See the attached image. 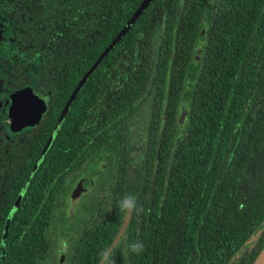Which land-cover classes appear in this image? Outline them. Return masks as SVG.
I'll return each mask as SVG.
<instances>
[{
  "label": "trees",
  "instance_id": "obj_1",
  "mask_svg": "<svg viewBox=\"0 0 264 264\" xmlns=\"http://www.w3.org/2000/svg\"><path fill=\"white\" fill-rule=\"evenodd\" d=\"M141 1L14 0L13 17L2 21L3 31L38 63L49 88L53 80L61 85L64 97L88 59L94 60ZM178 6L179 0H151L121 40L125 58L136 61L138 33L142 61L151 49L154 57L159 54L163 72L168 49V126L149 136V168L143 170L151 191L137 198L143 212L132 215L124 242L103 264H252L264 246V225L249 240L264 223V0H183L179 11ZM152 15L168 16V28L165 19L153 27ZM202 29L205 47L194 59L192 43ZM89 36L92 46L86 44ZM138 81L133 74L126 80L125 109L131 110L142 89ZM82 97L57 138L64 142L62 160L85 158L78 152L84 136L79 122L86 117ZM182 105L187 106V121L178 131L175 119ZM56 142L46 159L56 157ZM48 167L42 164L36 172L11 219L3 264L49 262L43 233L54 221L60 235L71 229L64 197L59 213L51 207L53 199L36 197ZM6 184L2 189L0 183V238L20 182ZM110 217L104 230L71 233L64 264L98 263L117 231L120 210ZM135 242L144 245L139 253L131 251Z\"/></svg>",
  "mask_w": 264,
  "mask_h": 264
},
{
  "label": "flooded vegetation",
  "instance_id": "obj_2",
  "mask_svg": "<svg viewBox=\"0 0 264 264\" xmlns=\"http://www.w3.org/2000/svg\"><path fill=\"white\" fill-rule=\"evenodd\" d=\"M12 1L14 2V0H0V183L4 189L7 186L6 183L20 182L18 196L38 156L53 134L20 203L42 164L49 166L40 176L38 183L41 194L36 197L43 196L53 199L51 207L58 213L62 205L61 197H64L67 204L66 221L72 230L69 229L60 235L61 228L55 221V223L52 222L51 228L46 229L43 235L49 243V254L46 256L49 262L45 264H64L67 257L66 244L70 240L71 233L78 236L85 229L92 231L101 227L104 230L108 228L110 216L120 210V222L115 237L126 214L120 208L121 199L126 194L145 198L147 189L151 191V188L147 187L148 177L143 166L149 168L146 162L151 145L149 136L153 135L152 132H160L168 126V66L172 60L168 59L167 49L165 72L160 69L163 68V63L158 60L159 54L154 57L151 49L149 57L142 61L139 56L141 42L138 33L134 40L137 60H128L121 46L122 37L83 81L59 123L57 131L54 132L77 85L111 39L117 35L118 30L106 42L94 60L93 57L88 59L84 73L76 80L68 94L61 97V85L53 80L54 86L49 88V82L42 78L43 72L38 63L25 56L23 47L15 42L12 34L9 35L3 31L2 21L13 17ZM3 10H5L4 14H2ZM109 18L111 16L104 17V19ZM149 18L155 28L157 26L154 24L155 21L158 23V20H167L168 28V16L152 15ZM204 34L205 30L202 29L192 43L194 59L198 58L194 55L198 56L203 52ZM87 42L86 44L93 45L90 36ZM152 43L150 41L149 44ZM131 74L135 80H142L138 81L142 84V89L137 93L135 101L130 106L131 110H129V108H124L123 97L126 80ZM164 75L166 78L162 79ZM161 81L165 84L164 88ZM80 95L83 96L82 100L85 102L86 117L79 122L80 127L84 126V136L78 142V152H84L85 158L62 160L59 158V150L64 142L60 143L57 138ZM187 114V106L182 105L175 119L178 131L185 126ZM124 116L128 117L127 120ZM55 142L57 144L56 157L53 160L46 159V155ZM151 167L155 168L153 164ZM153 177V174H150L151 180ZM150 185L153 186L152 183ZM161 201L163 202V198ZM152 203L153 201L148 203V209ZM143 209L144 205L142 206L139 202L136 209L130 212L129 220L117 244L103 263L119 243L124 242L125 239L122 237H124L132 215H141ZM141 218L139 216V219ZM122 251L123 254L126 253L125 248ZM126 259L127 256L124 254L122 261L126 262Z\"/></svg>",
  "mask_w": 264,
  "mask_h": 264
},
{
  "label": "water",
  "instance_id": "obj_3",
  "mask_svg": "<svg viewBox=\"0 0 264 264\" xmlns=\"http://www.w3.org/2000/svg\"><path fill=\"white\" fill-rule=\"evenodd\" d=\"M151 0H142L140 2V4L138 5V7L135 9V11L132 13V15L130 16V18L125 22V24L122 26V28L118 31L117 35L110 41V43L105 47V49L102 51V53L98 56V58L96 59V61L94 62L93 66L89 69V71L85 74L84 78L79 82V84L77 85L76 89H75V92L72 94V96L70 97L68 103L66 104L61 116H60V119L57 123V126L54 128V132L57 131L58 129V126L60 125L59 123L61 122V120L63 119L67 109H68V106L70 104V102L72 101L73 97L75 96V93L76 91L79 89V87L82 85L83 81L88 77V75H90L91 72H93L96 67L100 64V62L104 59V57L109 53V51L114 47V45L126 34V32L132 27V25L135 23V21L137 20V18L141 15V13L144 11V9L148 6V4L150 3ZM182 3H183V0H179V6H178V11L181 9L182 7ZM199 52V50H198ZM197 52V53H198ZM53 132V133H54ZM53 137V134H51L49 140L47 141L44 149L42 150V152L40 153V155L38 156L35 164L33 165L29 175L27 176L22 188H21V191L19 192L13 206L11 207L10 211L8 212L6 218H5V221H4V225H3V229H2V232H1V238H0V264H3L4 263V255H5V250H6V242H7V235H8V230H9V227H10V222H11V219L13 217V214L15 212V210L17 209L19 203H20V200L21 198L23 197V194L26 190V187L34 173V171L36 170L40 160L42 159L45 151H46V148L47 146L49 145L51 139ZM130 212L131 211H128L126 212L125 214V217L123 219V223L121 224V227L120 229L118 230L116 236L114 237L112 243L109 245V247L107 248L106 252L103 254L99 264H102L104 259L106 258V256L110 253V251L113 249V247L117 244L118 242V238L120 236V234L122 233L125 225L127 224L128 220H129V217H130ZM263 225L264 223L258 227L254 233L252 234V236L249 238L250 241L254 240L258 234L260 233V231L262 230L263 228ZM252 264H264V246L263 248L260 250V252L258 253V255L256 256V258L254 259L253 263Z\"/></svg>",
  "mask_w": 264,
  "mask_h": 264
},
{
  "label": "clouds",
  "instance_id": "obj_4",
  "mask_svg": "<svg viewBox=\"0 0 264 264\" xmlns=\"http://www.w3.org/2000/svg\"><path fill=\"white\" fill-rule=\"evenodd\" d=\"M137 207V197L135 195H125L120 201V208L122 211L128 212L135 210ZM131 251L139 253L143 250L144 245L142 242H135L130 245Z\"/></svg>",
  "mask_w": 264,
  "mask_h": 264
}]
</instances>
